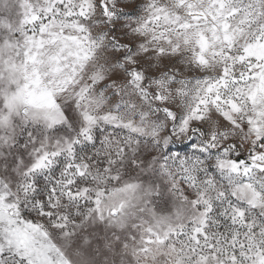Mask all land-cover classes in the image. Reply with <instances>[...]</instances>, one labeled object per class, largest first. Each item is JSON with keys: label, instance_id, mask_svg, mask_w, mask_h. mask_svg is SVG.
Returning a JSON list of instances; mask_svg holds the SVG:
<instances>
[{"label": "snow or ice", "instance_id": "6c2138e0", "mask_svg": "<svg viewBox=\"0 0 264 264\" xmlns=\"http://www.w3.org/2000/svg\"><path fill=\"white\" fill-rule=\"evenodd\" d=\"M0 264H264V0H0Z\"/></svg>", "mask_w": 264, "mask_h": 264}]
</instances>
